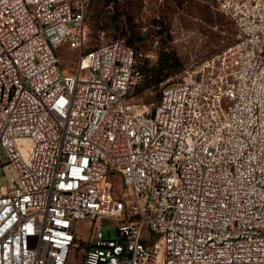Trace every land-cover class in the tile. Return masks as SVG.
Returning <instances> with one entry per match:
<instances>
[{"label":"built area","instance_id":"1","mask_svg":"<svg viewBox=\"0 0 264 264\" xmlns=\"http://www.w3.org/2000/svg\"><path fill=\"white\" fill-rule=\"evenodd\" d=\"M214 1L239 41L152 108L142 54L88 46L93 0H0V264H264V0Z\"/></svg>","mask_w":264,"mask_h":264},{"label":"rangeland","instance_id":"2","mask_svg":"<svg viewBox=\"0 0 264 264\" xmlns=\"http://www.w3.org/2000/svg\"><path fill=\"white\" fill-rule=\"evenodd\" d=\"M85 24L90 48L117 40L132 41V48L142 54V64L152 78L133 90L131 99L152 108L164 86L177 82L187 69L239 41L236 25L214 0H93ZM58 56L60 69L73 73L76 52L62 48ZM169 57L171 61L167 63ZM106 179L114 183L117 193H131L120 178L110 175ZM94 227L88 220L78 221L77 243L86 245ZM96 228L105 239H117L112 219L107 225L99 220ZM78 255L72 251V264H77Z\"/></svg>","mask_w":264,"mask_h":264},{"label":"trees","instance_id":"3","mask_svg":"<svg viewBox=\"0 0 264 264\" xmlns=\"http://www.w3.org/2000/svg\"><path fill=\"white\" fill-rule=\"evenodd\" d=\"M126 43V42H125ZM127 45L131 46L132 41L129 40V42L126 43ZM132 47V46H131ZM171 61L170 57L167 58V63H169ZM141 69L144 72L146 79H151L152 78V74H149L148 71L145 69L144 64L141 65Z\"/></svg>","mask_w":264,"mask_h":264}]
</instances>
